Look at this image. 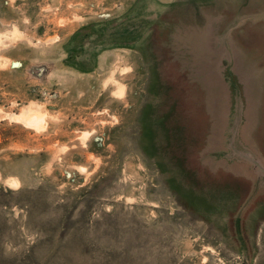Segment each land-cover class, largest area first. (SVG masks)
Wrapping results in <instances>:
<instances>
[{"label": "rangeland", "instance_id": "obj_1", "mask_svg": "<svg viewBox=\"0 0 264 264\" xmlns=\"http://www.w3.org/2000/svg\"><path fill=\"white\" fill-rule=\"evenodd\" d=\"M222 105L264 120V0H0V264H250L190 166Z\"/></svg>", "mask_w": 264, "mask_h": 264}, {"label": "crops", "instance_id": "obj_2", "mask_svg": "<svg viewBox=\"0 0 264 264\" xmlns=\"http://www.w3.org/2000/svg\"><path fill=\"white\" fill-rule=\"evenodd\" d=\"M212 107L217 109L211 112L213 125L207 134L212 148L200 157L196 150L191 170L196 178H205L207 223L220 231L238 256L254 264L255 257H264V181L257 172V163L264 167V144L259 141L264 120L231 123L230 108Z\"/></svg>", "mask_w": 264, "mask_h": 264}, {"label": "bare ground", "instance_id": "obj_3", "mask_svg": "<svg viewBox=\"0 0 264 264\" xmlns=\"http://www.w3.org/2000/svg\"><path fill=\"white\" fill-rule=\"evenodd\" d=\"M26 114V113H25ZM27 115V114H26ZM31 116V115H30ZM37 118V117H36ZM28 121L30 122V123H32L33 122V119L31 118V117H29L28 118ZM36 124V123H35Z\"/></svg>", "mask_w": 264, "mask_h": 264}]
</instances>
